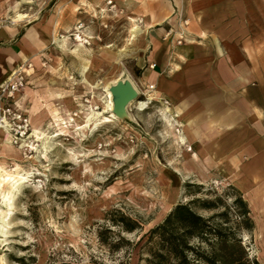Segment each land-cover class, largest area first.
I'll return each instance as SVG.
<instances>
[{"label": "rangeland", "instance_id": "rangeland-1", "mask_svg": "<svg viewBox=\"0 0 264 264\" xmlns=\"http://www.w3.org/2000/svg\"><path fill=\"white\" fill-rule=\"evenodd\" d=\"M111 1L46 0L38 4L36 0H0L1 21L52 23L55 38L67 34L62 47L44 42L22 90L23 103L43 136L38 139L41 149L33 154L36 159L20 148L0 157V168L29 175L15 191L13 211L7 215L11 226L7 237L0 233V264H138V247L113 253L99 240L100 229L110 225L107 214L114 210L141 223L142 230L122 233L131 241L160 223L174 205L193 197L215 199L221 195L230 208L233 223L229 225L236 226L239 220L234 203L238 188L225 181L222 175L226 171L206 168L203 157L188 150L189 144L176 131L173 109L167 110L171 106L147 91L149 85L139 82L147 59L146 31L134 35L131 29L135 20L144 26L137 13L143 0ZM19 13L28 18L19 21ZM78 22L89 27L90 44L67 41ZM100 44L110 49L98 57L95 53ZM88 66L97 69L90 74L92 80L83 75ZM106 81L111 82L113 100L121 113L111 117V122H103L101 116L86 122L93 109L103 111V100L108 99ZM119 81L127 88H121ZM86 96H92L99 107L81 106V97ZM127 96L131 99L122 104ZM158 97L162 100H155ZM74 109L80 110V117L68 122L66 117ZM48 130V135L59 134L49 138ZM39 178L44 180L42 186ZM188 183L201 184L203 189L188 195L198 189L188 188ZM2 195L0 191V206L7 210ZM223 209L221 204L217 210L198 211L208 216ZM258 230L243 229L240 236L250 258L264 264V229L262 234Z\"/></svg>", "mask_w": 264, "mask_h": 264}, {"label": "crops", "instance_id": "crops-1", "mask_svg": "<svg viewBox=\"0 0 264 264\" xmlns=\"http://www.w3.org/2000/svg\"><path fill=\"white\" fill-rule=\"evenodd\" d=\"M137 13L147 40L139 82L155 84L154 97L169 100L194 155L203 157L206 168L226 171L222 176L243 194L254 229L262 234L264 0H143ZM85 32L90 33L88 26ZM55 35L52 23L0 20V83L18 65L32 62ZM23 95L18 94V105L29 114ZM31 121L34 129L37 122ZM15 150L1 146L0 157Z\"/></svg>", "mask_w": 264, "mask_h": 264}, {"label": "trees", "instance_id": "trees-1", "mask_svg": "<svg viewBox=\"0 0 264 264\" xmlns=\"http://www.w3.org/2000/svg\"><path fill=\"white\" fill-rule=\"evenodd\" d=\"M186 186L198 188L197 191H189L191 196L203 189L201 184L188 183ZM234 203L238 206L236 226L229 225L232 222L230 208L221 195H216L215 199L193 197L188 202L174 205L160 223L144 232L137 241L127 239L122 233L142 230L141 223L120 210H114L108 212L110 225L100 229L99 240L113 253L126 247H138V264H260L256 258H250L240 236L241 230L254 229V221L249 204L239 189ZM221 204L222 211L208 216L198 211L217 210ZM112 226L119 229L115 231ZM56 264L88 263L60 261ZM92 264L106 263L94 261Z\"/></svg>", "mask_w": 264, "mask_h": 264}, {"label": "built area", "instance_id": "built-area-1", "mask_svg": "<svg viewBox=\"0 0 264 264\" xmlns=\"http://www.w3.org/2000/svg\"><path fill=\"white\" fill-rule=\"evenodd\" d=\"M109 3H112V1L109 0ZM184 23L188 24V20H184ZM85 29L86 27L84 23L78 22L74 29L69 32L68 37L74 39L76 42L90 44L91 36L85 32ZM60 37H63V34H61ZM151 66L155 67V63ZM32 67V62L20 64L11 71L7 79L0 83V128L8 129L12 143L16 147L21 148L27 157L37 154L41 149V141L32 135L33 125L30 115L26 111L22 110L18 105V94L24 89L28 71ZM154 89L155 84H150L148 86L149 91ZM163 103L170 105L168 99H163ZM81 106L88 108L99 107L96 103H94L92 96L84 97ZM80 114V110H75L69 114L66 119L68 122H76L80 117ZM172 118L175 121L176 131L180 133L183 125L178 119V114L173 112ZM50 130L52 131L53 127ZM48 133L49 130L48 132H45L49 138L56 137L59 134L56 131L51 132L50 135H48ZM187 148L189 151L192 150V146L190 145H188ZM36 180L40 186L43 185L44 180L42 178Z\"/></svg>", "mask_w": 264, "mask_h": 264}, {"label": "bare ground", "instance_id": "bare-ground-1", "mask_svg": "<svg viewBox=\"0 0 264 264\" xmlns=\"http://www.w3.org/2000/svg\"><path fill=\"white\" fill-rule=\"evenodd\" d=\"M25 16L26 15L23 13H19L17 15V17L19 19H21ZM135 21H136V23H135L134 27L131 29V31L134 33V35H137L139 33H142L144 31V28L142 25L137 23V20H135ZM66 36H67V34L63 35V39L53 38L52 41L54 43H56L58 46L62 47L64 44ZM90 36L92 38V35H90ZM108 47H109L108 45L106 46V45L100 44L96 48V50L98 52H96L95 55L99 57V56H102V54L107 53L108 50L110 49V48L108 49ZM96 71H97V69L95 67L88 66V67L84 68L83 75H84L85 79L92 80L93 78L91 76H94V75H90V74L95 73ZM110 83L111 82L106 81L105 85H104L107 89L108 99L103 100V111H96L93 109V111L91 113H89L86 122L93 120V118L97 117V116L103 117V122H111L113 120L112 118H115L118 116L117 113H121L117 109V103H116L117 101L113 100L114 94H113V91H111V89H110ZM129 96L123 98L122 104L127 103L131 99L130 97H132V96H130V97ZM115 108H116V113H115ZM167 110L170 112L172 109L170 107H168ZM106 113L107 114L110 113V114H108V116H106L105 115ZM183 128H184V125H183ZM183 128H182L180 137H181L182 141L185 143L186 140H185V133L183 132L184 131ZM40 133L41 132L39 131V129L34 127L32 135L34 137L36 136L37 137V138L35 137L36 139H43V136H41ZM46 140H47V138H46ZM43 143H46V141H43ZM5 145L6 146H12L14 144L12 143V139H11V136L9 134L8 129L0 128V146H5ZM45 146L46 145L44 144V147ZM43 149H45V148H43ZM29 157L31 159H36L35 155L29 156ZM28 177H29V175L25 176L24 174L10 173L5 168H0V191L3 194L2 195V205H6L9 207L7 210H5L0 206V233L5 235V237H7L6 236L7 229L11 227L10 222H9V218L7 217V215L11 214V211H13V206H14L13 199L15 196V191H17L19 189L21 184H23ZM258 231H261V229H259Z\"/></svg>", "mask_w": 264, "mask_h": 264}, {"label": "water", "instance_id": "water-1", "mask_svg": "<svg viewBox=\"0 0 264 264\" xmlns=\"http://www.w3.org/2000/svg\"><path fill=\"white\" fill-rule=\"evenodd\" d=\"M118 85H119L121 88H127V85H125V82H124V81H119Z\"/></svg>", "mask_w": 264, "mask_h": 264}]
</instances>
